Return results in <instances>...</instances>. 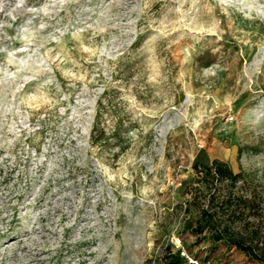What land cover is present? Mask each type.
<instances>
[{"label":"rangeland","instance_id":"obj_1","mask_svg":"<svg viewBox=\"0 0 264 264\" xmlns=\"http://www.w3.org/2000/svg\"><path fill=\"white\" fill-rule=\"evenodd\" d=\"M203 211L264 252V0H0V264H165Z\"/></svg>","mask_w":264,"mask_h":264},{"label":"trees","instance_id":"obj_2","mask_svg":"<svg viewBox=\"0 0 264 264\" xmlns=\"http://www.w3.org/2000/svg\"><path fill=\"white\" fill-rule=\"evenodd\" d=\"M227 178L230 180H236L237 176L230 172L223 164L216 163L210 168L203 176L202 182L207 181L210 178ZM194 237L195 245L200 246L205 239H209L210 244L207 248H200L199 252L195 254L196 259H201L199 256L200 251H204L205 255L202 258L204 263L209 262L214 257H219L223 264H228L232 260H238V256L242 253L247 254V258L243 261V264H264V252L256 254L254 248L245 244L243 238H236L227 232V228H220L214 223V218L203 211L199 220L195 224H188L183 233L180 235V240L185 242L187 238ZM191 252V248L185 249L184 246L180 249H174L172 246L167 248L165 264H187L186 258L182 255V252Z\"/></svg>","mask_w":264,"mask_h":264},{"label":"built area","instance_id":"obj_3","mask_svg":"<svg viewBox=\"0 0 264 264\" xmlns=\"http://www.w3.org/2000/svg\"><path fill=\"white\" fill-rule=\"evenodd\" d=\"M182 248L180 240L177 242V249ZM182 255L186 258L187 264H202L198 259L186 254L184 251L182 252Z\"/></svg>","mask_w":264,"mask_h":264},{"label":"bare ground","instance_id":"obj_4","mask_svg":"<svg viewBox=\"0 0 264 264\" xmlns=\"http://www.w3.org/2000/svg\"><path fill=\"white\" fill-rule=\"evenodd\" d=\"M1 237H2V239L5 238V237H8V236H7V233L2 234ZM18 237H19V236H18ZM14 238H15V236H14V237H8L9 241H10V240H14ZM9 241H8V242H9ZM23 242H24V239H22L21 236H20L19 241L16 242V243L18 244V243H23ZM36 257H37V256H36Z\"/></svg>","mask_w":264,"mask_h":264}]
</instances>
